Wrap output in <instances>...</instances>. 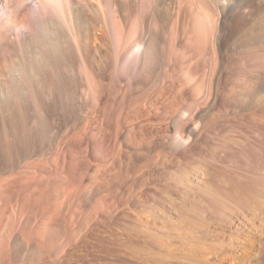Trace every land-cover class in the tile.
<instances>
[{"label": "bare ground", "instance_id": "6f19581e", "mask_svg": "<svg viewBox=\"0 0 264 264\" xmlns=\"http://www.w3.org/2000/svg\"><path fill=\"white\" fill-rule=\"evenodd\" d=\"M9 125L38 146L23 172L58 176L67 198L122 181L146 155L192 174L219 212L243 206L264 237V0H0ZM61 174L88 182L80 191Z\"/></svg>", "mask_w": 264, "mask_h": 264}, {"label": "rangeland", "instance_id": "374dc122", "mask_svg": "<svg viewBox=\"0 0 264 264\" xmlns=\"http://www.w3.org/2000/svg\"><path fill=\"white\" fill-rule=\"evenodd\" d=\"M10 127L0 126V264H264V249L257 245L264 241L261 223L241 205L224 203L219 212L208 188L195 185L192 174L178 178L176 167L147 165L142 155L122 181L97 178L91 192L67 198L58 176L44 172L37 182L23 172L38 146L15 137ZM215 130L206 134L208 139L203 135L202 143L213 144L214 133L219 135ZM2 140L8 153L1 149ZM212 174L214 183L217 174ZM67 181L80 191L88 182L85 176H67ZM113 206L117 210L108 213ZM241 215H247L246 223ZM40 216L49 219V226L37 237Z\"/></svg>", "mask_w": 264, "mask_h": 264}]
</instances>
